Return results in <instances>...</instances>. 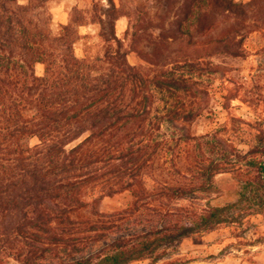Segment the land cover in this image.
<instances>
[{"label":"trees","instance_id":"obj_1","mask_svg":"<svg viewBox=\"0 0 264 264\" xmlns=\"http://www.w3.org/2000/svg\"><path fill=\"white\" fill-rule=\"evenodd\" d=\"M49 1L0 0V264H129L232 220L239 205L264 215V113L237 116L238 96L226 94L229 119L195 130L218 99L204 59L243 56L247 36L264 30V0H162L172 20L148 34L149 51L131 22L128 41L103 32L102 50L83 56L84 37L72 22L53 24ZM223 172L237 202L179 204L214 190ZM125 193L124 208L101 211L104 198ZM155 204L157 219L141 221ZM116 230L124 234L78 256Z\"/></svg>","mask_w":264,"mask_h":264},{"label":"rangeland","instance_id":"obj_2","mask_svg":"<svg viewBox=\"0 0 264 264\" xmlns=\"http://www.w3.org/2000/svg\"><path fill=\"white\" fill-rule=\"evenodd\" d=\"M162 3V0H51L45 4V8L51 13L55 26L72 22L79 30L84 38L77 41L76 52L83 56L90 46L96 45V51L102 50L100 34L103 32H114L122 40L128 41L127 30L131 22L134 24L132 28L136 24L143 34L141 46L149 51L151 47L148 34H158L159 26L172 20L168 14L165 15ZM100 17L104 24H101ZM64 18L67 19L66 23L62 22ZM76 18L81 21L75 23ZM129 60L131 63H139L140 56L133 52ZM201 68L204 71L205 85L218 99L212 105L215 114L198 120L195 127L198 133L219 128L229 119L228 111L222 106L226 102L223 98L226 94L238 96L232 101L233 114L246 120H255L258 112L264 113V30L247 36L243 56L233 57L228 53H221L206 57ZM44 71V65L37 63L36 73L43 75ZM36 142V139H32L33 144ZM216 184L214 190L199 191L179 200V204L197 209L206 203L225 206L237 202V188L233 185L231 173L218 174ZM131 197L130 193L106 197L100 202V209L106 213L122 209ZM156 208L159 211L156 204L148 211L143 207L141 221L148 223L150 219H157L153 212ZM231 211L234 216L232 220L208 229H196L173 243H160L153 253L129 264H264V215L257 207L250 208L248 204L239 205ZM115 232L92 247H83L78 256L94 254L124 234L119 230ZM56 252L58 251L52 254L56 255ZM50 262L56 263L57 259Z\"/></svg>","mask_w":264,"mask_h":264},{"label":"crops","instance_id":"obj_3","mask_svg":"<svg viewBox=\"0 0 264 264\" xmlns=\"http://www.w3.org/2000/svg\"><path fill=\"white\" fill-rule=\"evenodd\" d=\"M62 22H63V23H66V22H67V19H65V18L62 19Z\"/></svg>","mask_w":264,"mask_h":264}]
</instances>
